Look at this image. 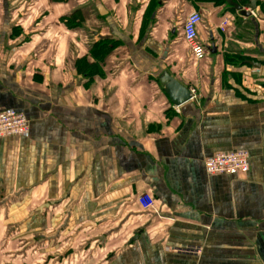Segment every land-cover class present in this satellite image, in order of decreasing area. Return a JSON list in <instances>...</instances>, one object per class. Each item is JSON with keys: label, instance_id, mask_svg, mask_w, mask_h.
Returning <instances> with one entry per match:
<instances>
[{"label": "crops", "instance_id": "obj_1", "mask_svg": "<svg viewBox=\"0 0 264 264\" xmlns=\"http://www.w3.org/2000/svg\"><path fill=\"white\" fill-rule=\"evenodd\" d=\"M5 109L29 132L0 138V264H264V0H0ZM231 150L247 172L208 175Z\"/></svg>", "mask_w": 264, "mask_h": 264}, {"label": "built area", "instance_id": "obj_2", "mask_svg": "<svg viewBox=\"0 0 264 264\" xmlns=\"http://www.w3.org/2000/svg\"><path fill=\"white\" fill-rule=\"evenodd\" d=\"M202 22V15L198 11L190 12L184 19L182 26V37L188 46L194 60H202L207 52L205 46L198 36V26ZM192 97V95H191ZM29 132V121L22 112L14 109L0 111V138L9 136H26ZM204 169L208 175L214 174H243L249 167V154L246 150H231L217 152L208 156L203 161ZM137 204L143 211L152 210L155 206L153 197L142 192L136 197ZM198 252L196 250H186Z\"/></svg>", "mask_w": 264, "mask_h": 264}, {"label": "water", "instance_id": "obj_3", "mask_svg": "<svg viewBox=\"0 0 264 264\" xmlns=\"http://www.w3.org/2000/svg\"><path fill=\"white\" fill-rule=\"evenodd\" d=\"M226 2L240 15L249 16L251 11L256 8L257 0H251L246 6L247 10H244L240 4L233 0H226ZM208 49L214 52L212 46H209ZM161 82L165 85V91L174 105H180L191 98L188 89L168 74L162 76Z\"/></svg>", "mask_w": 264, "mask_h": 264}]
</instances>
